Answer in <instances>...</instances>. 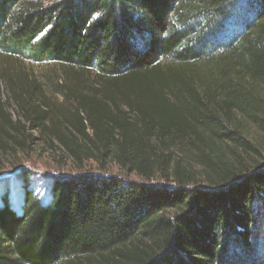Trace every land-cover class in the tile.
<instances>
[{"label": "trees", "instance_id": "obj_1", "mask_svg": "<svg viewBox=\"0 0 264 264\" xmlns=\"http://www.w3.org/2000/svg\"><path fill=\"white\" fill-rule=\"evenodd\" d=\"M249 1L232 29L231 0H0V58L63 68L50 94L0 67L18 107L0 90V151L43 143L143 180L0 195V264H264V160L244 162L259 142L240 131L264 141V0Z\"/></svg>", "mask_w": 264, "mask_h": 264}, {"label": "rangeland", "instance_id": "obj_2", "mask_svg": "<svg viewBox=\"0 0 264 264\" xmlns=\"http://www.w3.org/2000/svg\"><path fill=\"white\" fill-rule=\"evenodd\" d=\"M44 4H50L58 0H40ZM230 10L234 14L227 22L228 28L241 27L240 21L249 13V0H231ZM230 23V24H229ZM0 67L7 69L10 73L25 71L30 73L33 78H37L43 87L51 93H56L55 84L62 76L63 68L58 63L49 60L38 61L28 57H11L2 54L0 58ZM62 80V79H61ZM7 81V80H6ZM4 80L0 82V90L3 99L8 100V112L13 120L18 119L17 105L10 100L8 83ZM245 128V129H244ZM243 134L251 141L252 145H257L258 151L251 155L244 153V162L251 166L264 160V141L257 126L248 121L240 128ZM27 133L35 137L38 133L27 130ZM40 142V141H39ZM33 143L29 151L17 154L5 153L0 151V195H9L11 199L17 201L23 188H30L41 199L47 197L51 183L58 178H77L85 175H94L100 177H118L124 180H133L143 182L142 178L135 173L121 170L116 164L111 163L106 169H102L96 162H89L82 168L77 167L69 156L62 151L51 149L43 143ZM151 183L163 184L162 180H155ZM255 234L257 237L258 253L264 255V219L260 217V211L256 207Z\"/></svg>", "mask_w": 264, "mask_h": 264}]
</instances>
